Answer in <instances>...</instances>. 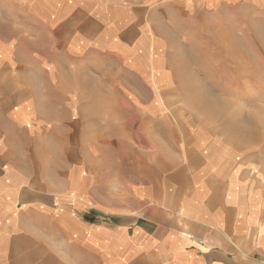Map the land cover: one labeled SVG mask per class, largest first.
Returning <instances> with one entry per match:
<instances>
[{"label": "crops", "instance_id": "0c3cea01", "mask_svg": "<svg viewBox=\"0 0 264 264\" xmlns=\"http://www.w3.org/2000/svg\"><path fill=\"white\" fill-rule=\"evenodd\" d=\"M148 8L0 0V264H264V172L173 133Z\"/></svg>", "mask_w": 264, "mask_h": 264}, {"label": "rangeland", "instance_id": "374dc122", "mask_svg": "<svg viewBox=\"0 0 264 264\" xmlns=\"http://www.w3.org/2000/svg\"><path fill=\"white\" fill-rule=\"evenodd\" d=\"M115 1L147 2L149 30L164 34L171 62H149L147 74L165 78L167 118L181 129L173 133L184 139L193 125L211 128L264 172V0Z\"/></svg>", "mask_w": 264, "mask_h": 264}, {"label": "bare ground", "instance_id": "6f19581e", "mask_svg": "<svg viewBox=\"0 0 264 264\" xmlns=\"http://www.w3.org/2000/svg\"><path fill=\"white\" fill-rule=\"evenodd\" d=\"M234 107V106H233ZM207 117V116H206Z\"/></svg>", "mask_w": 264, "mask_h": 264}]
</instances>
